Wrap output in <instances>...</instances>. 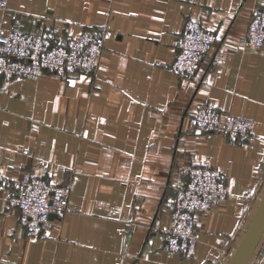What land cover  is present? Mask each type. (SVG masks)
Wrapping results in <instances>:
<instances>
[{
	"label": "crops",
	"instance_id": "1",
	"mask_svg": "<svg viewBox=\"0 0 264 264\" xmlns=\"http://www.w3.org/2000/svg\"><path fill=\"white\" fill-rule=\"evenodd\" d=\"M264 0H8L0 18L49 46L106 23L95 73L0 74V264H264V44L239 47ZM215 34L194 76L167 65L185 22ZM209 100L252 118V142L194 127ZM209 159L229 194L197 215L192 255L165 249L178 168ZM30 174L69 184V210L29 236L10 203ZM158 216L161 229L150 227Z\"/></svg>",
	"mask_w": 264,
	"mask_h": 264
},
{
	"label": "built area",
	"instance_id": "2",
	"mask_svg": "<svg viewBox=\"0 0 264 264\" xmlns=\"http://www.w3.org/2000/svg\"><path fill=\"white\" fill-rule=\"evenodd\" d=\"M0 10H8V0H0ZM11 19L16 18L12 13ZM0 18V74L36 79L44 70L68 77L77 73H95L100 65L109 32L106 23L68 37L49 46L41 33L24 31ZM215 34L201 19L187 20L178 34V53L167 65L178 77L195 75L204 55L213 47ZM264 44V6H256L249 15L245 35L239 47L258 51ZM194 127L228 138L252 142L255 122L252 118L222 112L209 100L201 102L188 117ZM180 179L167 204L169 224L165 227V249L170 253L192 255L198 240L197 215L213 210L216 202L227 198L229 190L219 170L209 160L178 168ZM70 185L24 175L17 180L9 201L20 210V224L29 236H41L69 210ZM161 229L158 216L151 231Z\"/></svg>",
	"mask_w": 264,
	"mask_h": 264
},
{
	"label": "water",
	"instance_id": "3",
	"mask_svg": "<svg viewBox=\"0 0 264 264\" xmlns=\"http://www.w3.org/2000/svg\"><path fill=\"white\" fill-rule=\"evenodd\" d=\"M240 262H241V263L243 262V255H242V257L237 261V264H240Z\"/></svg>",
	"mask_w": 264,
	"mask_h": 264
}]
</instances>
